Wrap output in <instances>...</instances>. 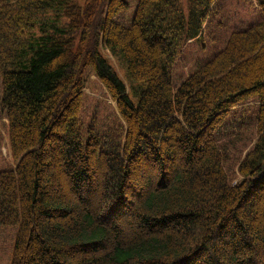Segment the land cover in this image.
<instances>
[{
	"label": "trees",
	"instance_id": "obj_1",
	"mask_svg": "<svg viewBox=\"0 0 264 264\" xmlns=\"http://www.w3.org/2000/svg\"><path fill=\"white\" fill-rule=\"evenodd\" d=\"M0 264H264V0H0Z\"/></svg>",
	"mask_w": 264,
	"mask_h": 264
},
{
	"label": "rangeland",
	"instance_id": "obj_2",
	"mask_svg": "<svg viewBox=\"0 0 264 264\" xmlns=\"http://www.w3.org/2000/svg\"><path fill=\"white\" fill-rule=\"evenodd\" d=\"M183 3L185 5L186 0H183ZM183 11H184V14L186 16V31L188 32V30L190 28V25H189V8L184 7ZM192 31L193 30H191V32L189 31L191 33V36H193L194 38H197L195 33L192 34L193 33ZM98 51L107 60V62L112 66L114 71L117 73L119 79H121L122 82L125 84L126 89H127V94L130 97V99L132 100V102L134 104L137 103L139 97H138V94L137 93L135 94V92H134V88H136L137 83L134 82L131 79V77L128 75L125 62H123L121 57L118 54H116L114 51H112V49H110V48L103 47V46L99 45ZM116 55H118L120 58ZM54 166L56 168L55 162H54ZM62 184H64V182H62ZM96 199H98V197Z\"/></svg>",
	"mask_w": 264,
	"mask_h": 264
}]
</instances>
